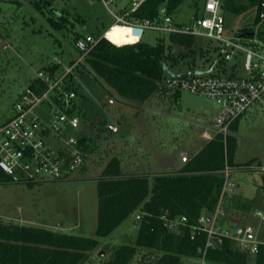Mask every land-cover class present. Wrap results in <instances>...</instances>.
<instances>
[{
	"label": "rangeland",
	"instance_id": "374dc122",
	"mask_svg": "<svg viewBox=\"0 0 264 264\" xmlns=\"http://www.w3.org/2000/svg\"><path fill=\"white\" fill-rule=\"evenodd\" d=\"M7 1L11 2L0 3V125L12 117L17 97L38 72L55 63L60 65L57 73H62L71 62H77L81 57L76 40L86 46V36L97 39L114 22L97 1L58 0L50 10L42 11L37 9L38 5L37 8L33 5V0ZM191 2L187 0L177 8L173 15L176 23H191L195 14ZM202 4L203 0H199L200 11ZM118 7L111 6V10L118 11ZM50 11L51 14L48 13ZM61 13L68 16L64 18ZM254 16L255 9L240 14L224 13L225 35L232 37L243 28H253ZM49 19H55L65 27L57 29ZM110 30H113L115 40L121 46L128 39H138L140 34L139 29L120 25H113ZM259 30L264 33V25ZM164 36L161 32L144 30L140 40L154 46ZM163 42L165 46L171 45L167 39ZM208 45L207 57H202L199 51L206 50ZM214 45L205 38L197 37L196 54L171 45V60L166 62L170 65L175 59V65L170 67L173 73L185 71L186 62L191 57L194 64L201 63L209 55L215 58L216 54L212 51ZM208 63L199 64L203 67H197V70L207 71ZM72 79L77 87L72 102L81 121L77 131L71 135L90 141L86 172H74L66 180L35 184L33 187L16 180L0 183V221L94 239L96 184L108 163L118 160L124 175L144 170L149 172V177L158 171L172 170L177 163L183 166L181 157L185 156L188 161L196 143H203L200 134H214L211 120L218 107L213 101L188 92L177 94L171 91L165 98L155 95L139 104L120 97L102 79L86 71L81 79L75 71ZM106 101L105 109L102 106ZM83 115L90 119L87 121ZM103 118L119 125V132L110 136L99 125H96L97 131L89 129L90 123L95 125L91 121L97 119L99 122ZM228 134L236 139L231 179L237 185L238 204L241 203L239 207L242 209L233 220L258 229L259 221L253 213L264 212L261 193L264 187V106H254L240 120L236 131H229ZM50 145L54 148L58 146L56 142ZM235 202L234 205L237 204ZM135 228L130 219L126 220L115 231L114 238L123 234L134 237ZM259 232L264 233V228ZM249 264L253 262L249 261Z\"/></svg>",
	"mask_w": 264,
	"mask_h": 264
},
{
	"label": "trees",
	"instance_id": "16d2710c",
	"mask_svg": "<svg viewBox=\"0 0 264 264\" xmlns=\"http://www.w3.org/2000/svg\"><path fill=\"white\" fill-rule=\"evenodd\" d=\"M185 1L187 0H144L129 15V19L138 22L158 20L159 9L165 7L173 22L181 26L182 24L174 21L173 15ZM7 2L11 1L0 0V3ZM220 2L222 15L240 14L255 9L253 25L257 22L259 0H220ZM32 3L35 7L38 5L36 8L42 11L47 8L50 10L56 2L33 0ZM198 5L199 0H192L195 19L203 14V4L202 11ZM130 6V3L125 4L119 13L127 12ZM48 13L51 14L52 11ZM61 14L64 18L68 16L67 13ZM49 20L57 29L65 27L63 23L58 22L61 20L59 18L58 21ZM246 29L243 28L240 32ZM106 31L108 28L104 32ZM102 35L95 39L97 42L92 47L85 40L88 52L75 68L76 73L80 74V79L85 71L94 74L117 95L139 104L145 103L155 95L165 98L169 93L165 80L175 74L170 70V67L175 65V59L170 65L166 62L171 60L169 57L171 45L189 49L193 54L197 51L195 48L197 37L194 36L164 34L165 38L157 41L154 46L132 38L121 46L116 42L113 30L106 34L108 41L102 38ZM165 39L171 45L165 46L163 42ZM208 42L215 44L212 51L216 57L212 58L209 55L207 59L196 64L192 63L195 62L192 57L189 62H186V59L187 70H197V67H203L199 64L209 62L208 65H211L216 60L212 71L208 72L209 65L204 74L234 76L233 67L223 64L218 58L221 46L211 40ZM78 43L76 40V46L82 56L87 49L83 50L81 48L83 45ZM207 50L209 45L206 50H200L199 54L207 57ZM74 63L71 62L69 66ZM59 66L52 63L42 71L55 77L58 74L57 70L59 72ZM27 87L36 93L46 90V85L36 77ZM64 89L73 91L76 95L77 87L73 82L72 74L64 83ZM66 113L74 114L71 108L67 109ZM236 127L237 122L230 126L229 131H236ZM235 146L234 136L228 134L224 137L216 134L211 141L204 142L178 171L152 177L123 175L119 161L112 160L103 170L102 176L97 179V221L94 239L0 221V264H93L94 262L95 264H182L183 259L194 258L198 250L204 247V235H196L194 240H190L186 229L181 230L180 234L167 230L164 227V219L172 220L184 216L189 224H194L201 215H210L214 211L223 184L220 171L225 165L231 168L235 166L233 163ZM86 147L85 150L88 151ZM15 180L21 181L0 169V183H13ZM26 185L33 187L35 184ZM261 193L264 199V187L261 188ZM238 197L239 195L224 204L228 224H232V220L239 216V210H242L239 207L241 203L238 204ZM234 202L237 204L234 205ZM136 217L139 219L137 220ZM129 219L136 227L135 236L123 234L117 239L114 238L115 231ZM207 256L211 264H249V261L253 264H264V246L258 247L253 259L233 249L227 242L221 249L209 251Z\"/></svg>",
	"mask_w": 264,
	"mask_h": 264
},
{
	"label": "built area",
	"instance_id": "2783aa9c",
	"mask_svg": "<svg viewBox=\"0 0 264 264\" xmlns=\"http://www.w3.org/2000/svg\"><path fill=\"white\" fill-rule=\"evenodd\" d=\"M89 1L99 2L112 16L114 25L139 29L138 41L144 30H153L164 34L205 38L221 46L218 58L223 64L233 67L234 76H213L189 70L175 73L165 80L168 91L188 92L213 101L218 107L211 120L214 134L201 133V138L205 141H211L216 134L225 137L230 126L250 109L264 106V33L259 30L264 25V0H259L254 27L232 37L225 35L220 0H204L202 16L193 18L189 25L181 26L173 22L165 7L159 9L158 20H130L129 15L144 0H129L131 6L123 14L119 10H111V6H117L118 0ZM106 34L107 31L102 38L108 41ZM85 40L90 47L97 42L90 36ZM87 52L88 49L60 75L51 77L43 71L38 72L36 78L46 85V90L36 93L26 87L17 97L12 117L0 125V169L4 173L25 183L40 185L70 178L87 160L85 141L71 135V132L79 128L80 118L66 113L75 93L64 89L68 76L74 73ZM45 104L48 106L47 119L38 114L39 107ZM104 129L112 134L118 133V126L111 121L104 124ZM48 139H53L58 146H51ZM181 162H187V158L182 156ZM231 169L225 165L220 171L223 184L217 205L210 215H201L194 224H189L184 216L164 219V227L169 231L180 234L181 230L186 229L190 240H194L199 234L205 237L204 247L198 250L194 258L183 259L182 264H211L208 252L221 249L226 242L251 259L257 254L258 247L264 246V233L259 232L264 228V212L253 213L254 218L259 221L258 229L234 220L232 224L227 223L224 204L227 198L238 195L237 185L231 179Z\"/></svg>",
	"mask_w": 264,
	"mask_h": 264
},
{
	"label": "crops",
	"instance_id": "0c3cea01",
	"mask_svg": "<svg viewBox=\"0 0 264 264\" xmlns=\"http://www.w3.org/2000/svg\"><path fill=\"white\" fill-rule=\"evenodd\" d=\"M121 2H125V4L126 3H128V0H118V4H117V7H118V10H120L121 8H122V6H124L125 4H121ZM113 24V23H112ZM112 24L111 25H109V27H108V29H110V27H112ZM104 33H106V32H103V34ZM87 37V36H86ZM80 43H78V45H79ZM187 71H189V70H185V71H182V73H184V72H187ZM59 74V73H58ZM57 74V75H58ZM107 101H106V103H103V108H107ZM74 106V107H73ZM73 107V108H72ZM70 108L71 109H73V112H74V115H77L79 118H80V121H81V117H80V115L79 114H75V109H76V106L74 105V103L72 102L71 103V106H70ZM252 109H250L243 117H241L238 121H237V126H238V124H239V122H240V120L242 119V118H244L250 111H251ZM255 111L257 112V110L255 109ZM38 114L43 118V119H47L48 118V116H49V114H48V106L45 104V105H42V107L41 108H39L38 109ZM84 118H86V120L88 119H90L89 117H87L86 115L84 116ZM106 119V118H105ZM104 118L103 119H101L99 122H98V120L97 119H95L94 121H91V122H94L95 123V125H93V124H91L90 122V126H89V129L92 131V132H94V131H97L96 129H97V126L96 125H99L100 126V128L101 127H103L104 128V124L106 123V122H108V121H110V120H105ZM87 120V121H88ZM7 121V120H6ZM5 121V122H6ZM111 122H113L112 120H111ZM114 124H116L115 122H113ZM117 125V124H116ZM118 126V130H119V125H117ZM105 130V129H104ZM106 131V130H105ZM106 132H108V131H106ZM119 132V131H118ZM72 133H75V132H71V134ZM108 134L110 135V136H114L115 134H112V133H110V132H108ZM82 140H84L85 141V146H87L86 148H87V152L89 153V151H90V147H91V145H90V141L89 140H86L84 137H80ZM200 138H201V134H200ZM202 139V138H201ZM203 140V143H201V144H198V143H196V146H195V148L190 152V156H192L193 154H195L200 148H201V146L204 144V142H206L204 139H202ZM51 141V142H50ZM55 143V141L53 140V139H48V143ZM119 144V143H118ZM183 152H181L180 153V155L182 154ZM108 154H106V156H107ZM86 162L87 161H85L84 163H83V165L79 168V169H77L76 171H75V173H80V172H86V167H85V165H86ZM181 166L182 165H180V163H177V165L172 169V170H168V171H162V172H157L156 174H154V175H152V176H155V175H159V174H172V173H174V172H176V171H178L180 168H181ZM121 168V167H120ZM121 173H122V171H121ZM124 175V174H123ZM125 175H127V174H125ZM130 175V174H129ZM131 175H145V176H148L149 177V172H145L144 170L143 171H139L137 174H131ZM151 176V177H152Z\"/></svg>",
	"mask_w": 264,
	"mask_h": 264
},
{
	"label": "water",
	"instance_id": "95a60500",
	"mask_svg": "<svg viewBox=\"0 0 264 264\" xmlns=\"http://www.w3.org/2000/svg\"><path fill=\"white\" fill-rule=\"evenodd\" d=\"M79 45H80V44H79ZM81 48H82L83 50H86V49H87V47H86V46H81ZM214 64H215V61H213V62H212V64L210 65V67H209V71H211V70H212V68H213Z\"/></svg>",
	"mask_w": 264,
	"mask_h": 264
},
{
	"label": "bare ground",
	"instance_id": "6f19581e",
	"mask_svg": "<svg viewBox=\"0 0 264 264\" xmlns=\"http://www.w3.org/2000/svg\"><path fill=\"white\" fill-rule=\"evenodd\" d=\"M126 27V26H125ZM132 28V27H131ZM117 45V44H116Z\"/></svg>",
	"mask_w": 264,
	"mask_h": 264
}]
</instances>
